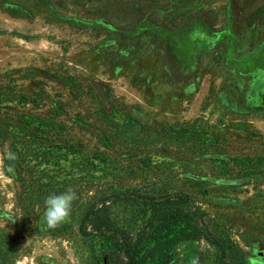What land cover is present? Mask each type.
<instances>
[{
    "label": "rangeland",
    "instance_id": "rangeland-1",
    "mask_svg": "<svg viewBox=\"0 0 264 264\" xmlns=\"http://www.w3.org/2000/svg\"><path fill=\"white\" fill-rule=\"evenodd\" d=\"M97 3L0 0V86L9 93L0 112H54L66 126L61 143L81 151L54 147L51 170H33L78 193L68 220L46 230L44 197L28 201L0 139V264H128L122 236L145 264H160L146 253L156 243L152 209L135 191L191 197L174 204L193 220L171 244L170 264H242L239 251L264 264V0H171L133 28L121 15L89 18ZM131 118L167 126L170 137L193 126L205 137L138 147ZM146 153L155 164L142 172ZM101 197L115 232L90 224L83 234ZM211 236L232 249L221 256Z\"/></svg>",
    "mask_w": 264,
    "mask_h": 264
},
{
    "label": "trees",
    "instance_id": "trees-1",
    "mask_svg": "<svg viewBox=\"0 0 264 264\" xmlns=\"http://www.w3.org/2000/svg\"><path fill=\"white\" fill-rule=\"evenodd\" d=\"M97 2L96 5L91 7L94 11L89 13L91 15L89 18L104 20L112 24L116 23L121 15L125 20L123 21L130 22L131 28H133L139 14L156 8L167 9L169 7L166 5L171 0H97ZM257 11L258 13L264 12V6L257 9ZM254 19H258V17L252 18L249 24H252ZM8 94V87L0 86V104L5 101L3 96L8 99ZM129 126L128 130L131 132V137L133 136L138 147L146 148L154 146L158 142H162L170 137L168 132L171 129L167 126L156 127L150 124H143L135 118H131ZM65 128V124L62 120L58 119L54 112H50L49 114H35L26 111L16 112L15 114L7 111L0 112V139L7 141V152L11 151L17 156L15 161H9L6 159L7 152H5L4 162L7 166L10 163L14 165V171H16L18 178L24 186V191L29 197V202L34 201L32 200L34 196L46 199L52 193L60 194L65 190V188L57 187L58 183L48 184L45 181L46 178L41 177L40 173L33 174L35 167L40 168L41 171L51 170L49 164L52 161L50 159L54 160L58 157L51 153V149L54 147H64L68 150V153H71L72 150L71 154H77L79 149L73 144L67 143V139H64L65 142L63 144L61 143L63 141L61 135H63L62 132ZM52 130L57 133L55 135L49 134ZM175 133L176 135L170 138L178 140H186L187 138L202 140L205 137L195 126H193L192 130H175ZM69 148L72 149L69 150ZM34 159H37L35 164L33 163ZM86 164V168L90 170L92 167H89V165H94L93 159H88ZM154 164L150 153H146L141 157L138 163L139 169L142 172L148 171ZM42 166L45 168H42ZM182 197L191 198L183 192L161 196L145 195L136 191L131 193V198L149 205L152 209L149 223L151 224L152 236L156 243L153 247L147 248L146 253L150 255L151 259L157 260L160 264H170L172 260L171 244L182 238L184 234L183 227L189 225L193 220L192 215L184 213L174 206ZM108 200L110 199L98 198L86 209L80 228L83 234H89L88 226L90 224H92L91 228L93 231L115 232L110 227V220L107 215ZM25 208L28 209V206ZM122 238L126 240L124 244L125 250H127L130 257L128 264H145L143 260L144 255H140V251L136 250L134 245L129 246L126 236H122ZM211 239L218 245L221 256H225L232 249L229 242L224 239L214 236H211ZM239 252L242 264H247L242 259V252Z\"/></svg>",
    "mask_w": 264,
    "mask_h": 264
},
{
    "label": "clouds",
    "instance_id": "clouds-1",
    "mask_svg": "<svg viewBox=\"0 0 264 264\" xmlns=\"http://www.w3.org/2000/svg\"><path fill=\"white\" fill-rule=\"evenodd\" d=\"M6 159L15 161L17 156L9 151L6 153ZM7 170L14 172V165L9 164ZM78 198V193L73 188L68 187L60 194L52 193L45 199V212L42 217L46 230H54L65 223L71 215L73 202ZM15 221L13 220V223ZM190 264H199V258L193 257Z\"/></svg>",
    "mask_w": 264,
    "mask_h": 264
}]
</instances>
